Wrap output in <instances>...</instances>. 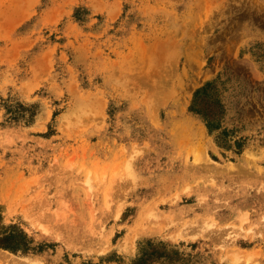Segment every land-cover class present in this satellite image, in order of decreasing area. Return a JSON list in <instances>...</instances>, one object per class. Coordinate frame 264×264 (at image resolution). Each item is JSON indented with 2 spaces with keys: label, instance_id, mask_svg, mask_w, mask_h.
<instances>
[{
  "label": "rangeland",
  "instance_id": "374dc122",
  "mask_svg": "<svg viewBox=\"0 0 264 264\" xmlns=\"http://www.w3.org/2000/svg\"><path fill=\"white\" fill-rule=\"evenodd\" d=\"M0 264H264V0H0Z\"/></svg>",
  "mask_w": 264,
  "mask_h": 264
},
{
  "label": "trees",
  "instance_id": "16d2710c",
  "mask_svg": "<svg viewBox=\"0 0 264 264\" xmlns=\"http://www.w3.org/2000/svg\"><path fill=\"white\" fill-rule=\"evenodd\" d=\"M211 87H212L211 84L208 83L206 86H204L203 88L199 89L195 93L194 100H193V110L196 111V112L204 114L208 119H209V116H214L215 114L212 113V114L209 115L204 110L198 109V108H200V106H202L204 104V101H205L206 97L207 98H212L211 93L209 91ZM215 98H214V101H215L214 103L219 105L218 99H217V102H216ZM215 127H216V129H218L219 128V124H218V126H215ZM208 128L211 131L213 130V126L209 123V121H208Z\"/></svg>",
  "mask_w": 264,
  "mask_h": 264
}]
</instances>
